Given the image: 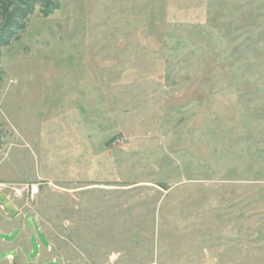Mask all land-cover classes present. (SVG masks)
Returning a JSON list of instances; mask_svg holds the SVG:
<instances>
[{"label":"rangeland","instance_id":"rangeland-1","mask_svg":"<svg viewBox=\"0 0 264 264\" xmlns=\"http://www.w3.org/2000/svg\"><path fill=\"white\" fill-rule=\"evenodd\" d=\"M2 53L0 264H264V0H62Z\"/></svg>","mask_w":264,"mask_h":264},{"label":"trees","instance_id":"trees-1","mask_svg":"<svg viewBox=\"0 0 264 264\" xmlns=\"http://www.w3.org/2000/svg\"><path fill=\"white\" fill-rule=\"evenodd\" d=\"M62 0H0V76L2 50L19 41L36 11L48 18L61 8ZM4 147L0 130V152Z\"/></svg>","mask_w":264,"mask_h":264},{"label":"crops","instance_id":"crops-1","mask_svg":"<svg viewBox=\"0 0 264 264\" xmlns=\"http://www.w3.org/2000/svg\"><path fill=\"white\" fill-rule=\"evenodd\" d=\"M6 185V184H5ZM15 209L18 210L17 217L15 219H11L10 215L6 212V209H4L2 206H0V232H8L9 234L12 233L15 229H21V235L18 237V240L16 241V244L13 246L14 248L17 249L18 253L21 250L22 246L21 244L23 243L26 235H29V245H30V237H31V231L28 230L25 221L26 217H23V213L19 212V208H16L14 205ZM30 213V212H29ZM24 218V219H23ZM37 221V219H36ZM14 227V228H13ZM10 228H13L12 231ZM31 246V245H30ZM12 255H9L8 258H12Z\"/></svg>","mask_w":264,"mask_h":264},{"label":"built area","instance_id":"built-area-1","mask_svg":"<svg viewBox=\"0 0 264 264\" xmlns=\"http://www.w3.org/2000/svg\"><path fill=\"white\" fill-rule=\"evenodd\" d=\"M0 188H1L0 191H5L7 189L5 184H0ZM14 191H15V195L17 197H20L23 194V190L22 191H20V190H14ZM38 193L39 192H36L35 191L34 185H32V190L30 191V196L27 197V200L29 199L31 201H34Z\"/></svg>","mask_w":264,"mask_h":264},{"label":"bare ground","instance_id":"bare-ground-1","mask_svg":"<svg viewBox=\"0 0 264 264\" xmlns=\"http://www.w3.org/2000/svg\"><path fill=\"white\" fill-rule=\"evenodd\" d=\"M36 192H38V189L37 188H34Z\"/></svg>","mask_w":264,"mask_h":264}]
</instances>
